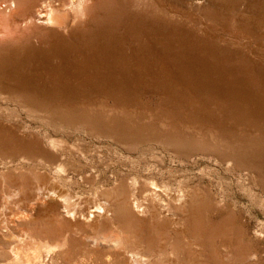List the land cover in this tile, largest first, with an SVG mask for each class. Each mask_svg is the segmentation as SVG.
I'll return each mask as SVG.
<instances>
[{
	"label": "rangeland",
	"instance_id": "374dc122",
	"mask_svg": "<svg viewBox=\"0 0 264 264\" xmlns=\"http://www.w3.org/2000/svg\"><path fill=\"white\" fill-rule=\"evenodd\" d=\"M141 1L130 11L161 6L165 28L149 32L123 18L116 29L124 42L81 79L72 63L88 54L68 56L66 82L77 92L66 91L74 100L68 115L0 99V262L26 232L53 241L60 224L76 244L68 258L80 254L81 264H137L117 237L155 252L176 249L180 264H264V0ZM257 1L255 14L245 10ZM134 25L145 28V56ZM66 43L76 40L66 34ZM182 61L190 64L186 77ZM102 76L111 84L96 86ZM126 196L142 205L131 219L120 205ZM26 214L33 220L12 221Z\"/></svg>",
	"mask_w": 264,
	"mask_h": 264
},
{
	"label": "bare ground",
	"instance_id": "6f19581e",
	"mask_svg": "<svg viewBox=\"0 0 264 264\" xmlns=\"http://www.w3.org/2000/svg\"><path fill=\"white\" fill-rule=\"evenodd\" d=\"M132 1L133 0H0V99H6L7 100V98H8V99H12L14 101L16 100L19 103H21L23 107H26L28 110H32V111H38V112L41 111L43 113L46 112L49 114L50 112L55 111V109L57 108L61 111L62 117H64L65 115H68L70 112L65 111V109H66L65 105L68 102L70 103L71 101H74V100L66 97V96H68V95H66V91H67V89H70V91L67 92V94L68 93H70V94H76L77 93L75 91V87L66 82L67 81L66 80L67 75L70 76V74H71V72L69 71L70 69L68 67L69 63L67 61V60H69L68 56H70L72 54H76V53L82 54L83 51L84 52L86 51L85 53L88 54V56H86L85 59H83V60L81 59L82 63L76 62L77 60L76 61L72 60L73 61L72 69L78 71V73L73 71L72 75L78 79H81L77 76V75H79V73H81V71H85L91 65L94 68H96L101 63L107 62L108 58L112 57V55H111L112 50L111 49L115 47L114 43L121 44L124 42L125 37L119 38L117 36L116 27H118V25L121 24L125 19H130V20L135 19V21H137V25H140V24L146 25L147 31H149V32H155L156 30H158V28H160V26L165 28L161 24V21H163L164 18L162 17V14H161V16L159 14V11L161 9H163L161 6L160 7L157 6V8H156V7H154L155 5L150 4V8H148V10H150V11L148 13H146V15H143L142 13H134V12L130 11V6L142 5L144 3L141 0H134L133 1L134 4H131ZM146 1H148V0H146ZM173 1L176 2V0H173ZM178 2L180 4H185V3L195 4L197 7L207 6V0H178ZM151 3H153V2L151 1ZM258 4H259V2L257 1L255 3H252L251 5L250 4L246 5L245 10L255 14L257 9L253 12V8H256L258 6ZM136 8H138V7H136ZM149 14L153 15L154 18H153L152 22L148 23V21H147L148 19L146 20V18L149 16ZM63 18H68V21L66 20L67 22H65V20H63ZM123 18H124V20H122ZM108 19H111V22H109ZM89 23H91V25H89ZM127 24H129V23H127ZM137 25L133 26L134 28H137V29L135 30V32H133L134 30L131 31V33H132L133 37L136 38L140 42V44H141L140 45L141 46L140 52L143 54V51H144L143 48L148 47V45L145 46L144 43H142V37H143V35H145V34H142V32H143V30H145V28L140 30V27ZM177 28H179V27H177ZM124 32H125V29H124ZM175 32H176V28L175 29L173 28V31H171V33H169V35L172 39H178L181 35V34L179 35L177 32L176 33ZM66 34L68 36H70L71 38H73L74 40H76V43L71 44V45L68 44L69 42L66 43ZM100 38L104 39V42L102 44L98 43V39H100ZM116 38H118V39H116ZM184 39H186V38H184ZM189 39L192 40L191 38H189ZM36 41H39L40 44L37 45V43H35ZM99 41H101V39ZM77 44H79V45H77ZM195 44H197V43L195 42ZM186 45L191 46V45H193V42H189V40H188ZM200 45L198 46L199 48H200ZM183 47H181V48H183ZM116 49H118V48H116ZM205 51L207 52V48ZM145 52H146V50H145ZM183 61L180 65V67L182 69V74L184 75V77H186L187 72L190 71V64L189 63L186 64ZM123 63H125V62H123ZM211 68H212V66H211ZM222 69H223V67H222ZM260 70L263 72L262 73L260 71V73L264 74V68L262 67V68H260ZM39 71H46L53 78H51L50 80H45L42 78V76H41L42 74H39ZM104 76H102L100 78H95L93 80V83H95L96 86L97 85L102 86V84L106 85V83L111 84V80L109 78L104 77ZM87 80H89V79H87ZM246 85H247V82H246ZM231 89H232V86L229 87V91L231 93L236 92V91L231 90ZM231 96H233V95H231ZM247 96H248V94H244L243 97L245 98V100L250 99V98H246ZM257 96H258L257 98H252V99L258 105L259 103H261L263 101L262 100L263 97L260 94ZM250 101H252V100H250ZM245 102H247V101H245ZM261 109H263V108H261ZM56 112H59V111H56ZM258 112L263 113V110L258 111ZM52 113H55V112H52ZM63 114H64V116H63ZM39 118H41V117H39ZM62 119L63 118H61L59 120H62ZM2 154L3 153H1V156H2ZM6 156L7 155H5V157ZM51 165H52V163H51ZM115 188L117 189V187H115ZM65 191H67V190H65ZM155 193L156 194L154 196L157 197L158 193L157 192H155ZM89 194H91V193H89ZM142 194H144V193H142ZM146 194H148V192ZM73 195H71V196H73ZM160 195H161V193H160ZM61 197L65 198L64 202L67 203L66 207H68L69 197L64 196V195H61ZM121 200H123V199H121ZM36 201H37V199H36ZM119 201H118V203H119ZM72 202H74V201H72ZM121 202L122 203H120V205L123 206V208H122L123 216H126L129 219H131L135 215V210H136L135 208H138L139 206L142 207V205H140L138 201H135V205H134L131 202V200H129L128 196L124 197V200ZM17 204L19 205V203H17ZM36 206H38V205H36ZM33 207H35V206H33ZM71 207H72V205H71ZM116 208H118V207H116ZM74 209H75V207H74ZM98 209L103 210L105 212L108 211L107 210L108 208L106 209V206L105 207L99 206ZM147 209H149V208H147ZM12 213H13V211H12ZM32 213H34V212H32ZM53 214H54V210H53ZM117 214H118V211H117ZM117 214H116V217H117ZM27 215L28 214H26V216H23L21 218H18V219L12 220V221L17 223V225H18V224H20V222L23 223V221H26V220H30V221L33 220V219H27L28 218ZM30 215H29V217H30ZM113 215L115 216V214H113ZM153 215L156 216L157 212L154 211ZM102 217H103V215H102ZM129 219H127V220L129 221ZM109 226H110V224H109ZM13 228H15V227H13ZM53 233H55L54 235H56L55 237H57V238L52 241L48 237H47V239L43 238L45 235L43 237H41V235L40 236L28 235L26 232V235L24 234L25 237H21L19 239L18 243L11 246L12 247V252H11L12 255L10 257H8L7 259H4L2 262H0V264H81L84 257L80 254H79V256L77 255L76 257L68 258V252L71 253V249L74 247V245L76 246V244H74L75 243L74 242L71 246V242L69 241V238L67 236L68 233L65 234L66 232L64 231V228L59 224L58 227H56L54 229ZM6 236H8L7 233H6ZM46 236H48V235H46ZM113 241H115L117 246H118V244L123 245V249L126 250L125 252H127L128 254L131 253L132 260L134 261V263H137V264H180L181 263V261H180L181 258L178 257V255L176 254L177 251L175 252L176 245L174 246V243H173L172 247H175L174 248L175 250H171L170 252H168V250H166V251L161 250L159 252H155L154 251L155 245H149L148 244V246L146 245L145 249L144 248L141 249V248H138V245H136V244H135L136 246L134 244H133L134 245L133 246L132 244L130 245V244L124 242V240L121 237H117V238L113 239ZM172 241H170V242H172ZM7 244H8V242H7ZM138 244H140V243H138ZM143 245H144V243H143ZM143 245H141V246H143ZM95 246H96V244H95ZM168 246H166V247H168ZM169 248H170V246H169ZM117 253H118V250H117ZM117 253H116V256H117ZM88 257H89V255L87 256V258ZM118 258H120V257H118ZM58 260H60V261H58ZM132 260H131V262H132ZM182 262H184V261H182Z\"/></svg>",
	"mask_w": 264,
	"mask_h": 264
}]
</instances>
